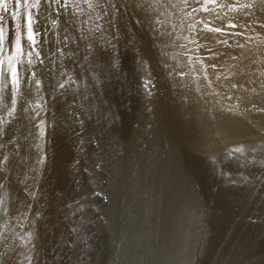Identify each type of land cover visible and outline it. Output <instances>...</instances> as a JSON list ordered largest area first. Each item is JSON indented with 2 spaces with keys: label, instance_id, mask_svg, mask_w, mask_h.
Instances as JSON below:
<instances>
[{
  "label": "rangeland",
  "instance_id": "obj_1",
  "mask_svg": "<svg viewBox=\"0 0 264 264\" xmlns=\"http://www.w3.org/2000/svg\"><path fill=\"white\" fill-rule=\"evenodd\" d=\"M127 2L129 3V7L127 8V14L125 15L126 17H123V19L126 20V21L123 20L124 22H126L124 24V26L125 27L128 26L127 29L131 33V35H132L131 37L133 39L135 38L136 40L134 39V41L135 42L137 41V43L134 44V46H132V44H130L131 37L127 34L128 33L127 30L125 31L126 33L124 32V34H121V32H120V36L115 41V43L117 45L115 55L118 56V58L116 59V67L118 68L117 71L119 72V75H120L119 77L121 79L120 78H118V80L114 79L115 81L113 80V82H112V84H110V86L114 84L115 87L111 86V88H110V86H109L106 90V92H107L106 94H105V91L103 89L100 92V101L103 102V105L110 108L111 112L115 115L114 125H106L107 126L106 127V126H104L105 124H97L95 121L90 123L88 125L87 132L85 133V137L87 138L89 136H94L97 139L92 144L85 143L83 145V152H81L77 148L76 143L74 142V139H69V137L65 134L62 127H59V128L56 127L55 123H53L51 126L48 125L47 120L50 117L54 118V120L56 122L63 124L64 107L61 106V101H59V100L53 102L52 97L57 96V94L53 93L52 96L49 95V90L47 88L48 80L45 79L43 76H41V90L44 93L43 100H40V98L38 96H33L31 98L33 105H35L36 103H40L41 105H43L45 103L48 104L47 112L42 113V115L45 117L46 123L43 126L41 125L42 128L44 129V132L46 133L44 136V140L42 141V144L44 147V151L47 155H46L45 164L42 167L41 175L39 177V182L37 185L36 182H34L32 179V177L35 176L36 173L31 171V166L33 164V157H34V154L36 152V149H30V145L33 143V140H32V137L29 135V131L31 130L32 133H38L40 131L39 128L33 127V124L38 123L40 118L37 117L36 120L32 121L31 123H29V121L27 119H24V120H21L20 122L15 124V128L17 129L16 144H22L25 147L20 150L19 156H17V157L10 156L9 160L11 161V163L9 161L5 162V164L8 166V169H9L7 172V175L9 178L7 180L3 181L5 186L2 190H0V199H3L5 204L9 207L10 213L13 211V205H15V208H18L21 211H24V210H26L27 205L31 204L32 205L31 211L27 213L28 220H31L37 211H39L41 213L42 219H38L37 225L33 228V232L36 234L33 239H34V243H38V252L33 251L32 255L34 258H33L32 264H38L37 258H36L37 256L39 257L41 264H66V263L67 264H69V263L70 264L71 263L76 264L75 262H77V264H90L91 260L92 261L94 260L96 262L95 246L90 244V241L93 238L92 237V234H93L92 229L93 228L90 229V224H91V221H93L92 220L93 212L95 215L97 214V210H96L97 207H96V209H94L93 206L92 207L90 206L88 208V210H89L88 216H90L91 218L87 217L86 220H83V219H81V213L78 211V209H79V203L78 202L82 201L81 196L83 193V186H84V182H85L84 180H86L90 176L92 171L95 169L93 167L94 162H96L97 160L100 159L101 149H99L100 147H98L97 145H101L104 149H106L107 152H105L104 156H105V158L108 162L107 164H109L110 168H112V163L116 162L115 167H119L117 169L120 172H119V174L118 173L116 174V172H115L114 176L116 178H123V180H124V178L126 180V177H125V175L121 176L123 174L122 169L124 168V170H128V168H131L133 170L135 168H140L139 164H141L142 167L148 165V162L151 158V156H150L151 154H147V153H150V151L154 148L156 151L158 150L159 152H162L163 154H165L166 151H168L169 148L172 147L174 149V155H173L174 167L176 166V164H178L177 163L178 158H181L182 160L184 159L181 146L178 147L179 150H181L180 151L181 157H180V154L177 155L176 146H175V143L173 141L175 139L172 138V136H173L172 132L176 130L175 124L171 128L166 127V126H169L168 124L170 122V117H171V114L169 112L171 110L170 108H171V106H174V108H175V104L172 101H170V99H169V95L172 93V89L167 88L169 85L165 81V80H167V78H170V75H168L170 73L168 72V74H167L169 77L166 74H163V76L161 75L162 78L161 77H160L161 79L159 78L160 80H158V84H157V80L154 79L156 77L153 75V72L151 73L152 66L155 65L156 62H157L156 65L160 64V63H159V60L157 61L156 57L153 56L154 54L151 55L153 52L149 53L150 50H148V48L150 49V45H152V47H154V45H153L154 41L152 39V36L149 34L147 35V33H146L147 29L145 28V26H143L144 27L143 28L139 24V22H143L142 19L144 18L145 14H147V16L149 18L152 16H156V19L158 21L162 22V23H155L154 21H152L154 23L151 24L152 25L151 27H152L153 32H154V30H155V32H159L157 34H158V36L160 34L159 37H160V39L162 38V41L169 43L168 47L171 46V47H169L168 52L170 54H172V59L174 60V62L176 64L177 77L179 75H181L178 78V87L180 89V97H179L180 101H181V98L183 97L182 98V100L184 102V104L182 103L183 107L190 106L191 112H192V114H191L192 117H196L197 120H199V121H196L197 123H195L198 131L200 130L199 134L201 135L202 139L203 138H205V140L207 139L206 143L207 142L210 143L209 144L210 148L214 151V153H218L221 149L223 150V151L221 150V152H224L225 150L229 151V149L234 148L233 145L240 143L238 147L241 148L242 151L240 153H237V154H239V155H237L238 158H240L242 156H245V151H246L245 149H247V147L250 148L251 145L252 146L255 145V147H260L261 145H263V146H261V148L264 147V111H257L253 108V104H255L257 108H264V5H261L259 3V0H257L256 8L250 9L248 11H244L240 8L239 4L235 3V0H223V3H233V4H235V7H233V9L231 11L221 10L220 16L218 18L214 17L213 15L209 14L208 12H201L198 16H195L193 18V17H186L183 12H180L179 15H173L172 10L168 7L167 3L164 2V0H162L163 6H156L154 8H150V9H148L147 13L142 11L139 7H133L132 6V0H127ZM176 2H177V0H173V3H176ZM244 2H246V0H241V3H244ZM13 3H14V0H13ZM13 3L9 4L10 10L13 9ZM42 3H43V0H42ZM42 10L43 9L41 8L37 11H42ZM95 10L97 11V9H95ZM95 10H92V9L89 10V8L83 4L81 5L80 8L76 9V11L78 13L79 21L82 22L84 20H88L87 24H80V25H78V27H81L82 29H92L94 26L93 22L96 20L95 19V18H97L96 15L99 12V9L97 12ZM92 11H93V13H92ZM121 11H124V9H121ZM139 12H140V14H139ZM157 13H160V15L157 16ZM0 14L5 15V17H6V21H5L6 30L8 32H10L11 28L13 26V21L11 19V16L8 13H3L2 10H0ZM90 14H91V19H89ZM140 17H143V18H140ZM204 19H207L209 29H214V28L220 27V28H223V33L213 32L211 30H202ZM38 21L46 22L48 27L51 29V31L48 33L49 40H53V39L57 38V35L62 31L63 17H60L59 19H56L55 16L46 17V18L45 17H38ZM197 21H198V23H197ZM100 22H101V24L104 23V21H102V20L99 21V23ZM132 23H135V24H132ZM229 23H234L237 26L235 28L230 27V26L226 27V24H229ZM129 24H131L133 26H131ZM190 25H192V27H190ZM134 26L136 28L132 29V27H134ZM173 29L175 31H173ZM133 30L136 32H133ZM113 31H115V29H113ZM132 32H133V34L134 33L135 34L133 35ZM229 33H243V35L232 36V35H229ZM137 34H138V37H137ZM140 34L142 35L143 38L140 37L141 36ZM123 35H124L125 41L127 39L126 42L129 44L128 46H125L126 42H125V44L122 43L123 39H124ZM148 36H150V41L152 42L151 44H150ZM193 36H195V38H196L195 42H193V39H192ZM249 36L252 37L251 40L246 39ZM40 39H41V42H43V35H41ZM225 39L228 42L227 44L218 43L219 40H225ZM128 40H130V41H128ZM142 40L144 43H142ZM142 44H146V45H144V47H143ZM237 44L244 45V47H238ZM22 45H23V38H22ZM129 46L131 49L129 48ZM123 47L125 49H123ZM48 48L51 49L52 44H49ZM142 48H145V49H142ZM122 49L124 50V53L125 52H127V53L131 52L132 53L131 60H132V63L134 65V66L131 65L132 71H131V69L128 68V66H129L128 61L126 60V57H124V56H126V54L123 53ZM125 50H127V51H125ZM137 50L139 53H137ZM135 52L137 54H135ZM121 53H122V55H121ZM146 53L147 54L149 53L148 54L149 57L147 56ZM138 54H140V55H138ZM140 56H142L145 59V61L147 59L146 63L143 66L144 68L141 67L140 64L138 63ZM152 56H153V58H152ZM122 57H123L124 61L126 60L125 61L126 66L129 70H127V69L125 70L124 67L122 68V66H121L122 65L121 62L123 61ZM134 57H135V60H134ZM136 58H138V60ZM148 58L151 61H148L149 60ZM133 60L135 61V63ZM152 60H154V61H152ZM148 62L150 64L152 62L153 63L150 66V64ZM64 63H65L66 67L71 68V64L67 59L64 60ZM213 65H215V67H213ZM37 66L39 67L38 69H40L41 73H42L44 66H42L38 63L36 65V67ZM50 66L51 65H49V67ZM148 67H150V68H148ZM146 68H147V71H146ZM142 69H145V70H142ZM148 69H150V70H148ZM78 70L79 69H77V71ZM122 70L125 72L122 73L121 72ZM59 71H60V67H59V64H57L56 73H58ZM149 73L152 74L151 80L153 81V83L156 81L154 83V85L156 84L158 86V88L156 85H155L156 88L152 87V85H149V87L151 86L150 87L151 91L153 89V91L155 93H152V95H150V96L148 95V98L151 97L150 98L152 100L151 103L154 104V105H152L150 103L149 108H148V105H145V104H148L147 96L145 94H142L144 92L141 89L143 86H142L140 81L147 78L149 76ZM123 74H125V75H123ZM127 74L130 76H128ZM142 74H143V76H142ZM131 76H132V78H131ZM152 76H153V78H152ZM64 78L65 77H60L57 75V79H64ZM135 78H137V79H135ZM163 78H164L166 85H163L164 84ZM181 78L183 80H181ZM128 79H130V80H128ZM133 80H134V83H133ZM159 83L162 85L161 88H159V85H160ZM126 84L128 87L126 86ZM135 84H136V86H135ZM233 85H235V87H233ZM137 86L138 87L140 86V88H138ZM116 87L119 89L118 91L116 90L117 89ZM6 88H10V84L7 85ZM22 88H23V86H22ZM126 88L127 89L129 88L130 91H129V89L127 90ZM154 88L156 89V91ZM162 88H163V91H162ZM112 89H114L115 91L114 90L110 91ZM140 89H141V91H140ZM158 89H159V91H158ZM166 89H168V90H166ZM113 92H115L116 94H118V93L119 94L116 95ZM131 92L134 94L133 96H132ZM136 92H137V94H136ZM140 92H142V93H140ZM159 92H163L164 97L162 96L163 93H160L162 97H159L160 96ZM5 94H7V92ZM128 94H131V95H128ZM123 95L125 97H122ZM144 95H145V97H144ZM117 96L120 98H118ZM129 97L130 98L132 97L131 99L135 102V104H138V108H137V105H136V107L129 105V104H131ZM229 97H231V99H229ZM125 98L127 100V101L125 100L126 102L124 101ZM128 98H129V100H128ZM140 98H142L141 102L145 103L144 105L142 104V106L140 103H138L141 100ZM159 98H161V99H159ZM119 99L121 100V103L123 100V104H120L122 107V108L120 107L122 109V111L118 105L115 106L117 101H119ZM144 99H145V101H144ZM115 100H116V103H115ZM156 100H157V102H156ZM113 101L115 104L114 106H113V104H111V103H113ZM159 101H160V103H159ZM153 102H155V103H153ZM156 103L158 106H156ZM20 104H21V101L18 98V104H17V110L18 111L20 108ZM150 105H151V107L154 106V109H156V108L157 109L154 110V109L150 108ZM126 108H127V111L129 110V111L134 113L135 117L130 116L129 119H128V116H126V117L129 120V122H130V120L134 119V121H135L134 122V125H135L134 128L135 129L131 128L132 127L131 125L128 126V124H127L128 121L125 122L124 120H122V117H120V115L122 116V114L124 113V110ZM132 108H134V109H132ZM160 109H162V110L160 111ZM37 110H39V109H37ZM147 110H148L149 114L151 113V115L148 114V116H151L150 121L148 118V122H146L149 125L144 122V119L147 118ZM152 110H153V112H151ZM154 111L156 112L157 117L155 116V114H153V113H155ZM119 112H120V115H117ZM141 112H143V113H141ZM144 112H146L145 115H144ZM129 115H131V113ZM168 115H169V117H168ZM117 116H119V117H117ZM153 117H154V119H153ZM116 118H117V120H116ZM159 118H161V119H159ZM135 119H137V120H135ZM161 120H162V122H161ZM120 121H122L123 123ZM156 121H157V123H156ZM163 121H166V122L163 123ZM149 122H151V123H149ZM125 123L127 124V127H126ZM142 123H143V126H142ZM154 123H156V124H154ZM164 124H166V126ZM152 125L154 126V128ZM156 125H157V127H156ZM161 125H162V128H161ZM117 126L120 127L119 128L120 131L117 129L118 128ZM144 126H146L145 132L147 131V133L149 135L147 133H145V134H146V136L148 135L149 137L148 136L145 137L144 135H142L143 133L141 131H143L142 127H144ZM151 126L154 130L153 132L151 131L152 130ZM122 127H124V128H122ZM102 128H103V130H102ZM164 129H167L168 131L164 130ZM169 129H171V130L173 129L172 132ZM116 130H118V131H116ZM131 130L136 133L134 135L135 138L136 137L138 138L137 139V143H138L137 144L138 145L137 146V152L139 151V153L137 154V152H136V154H135L137 159L136 158L134 159L135 156L130 155L128 150L126 152V149H128L127 148L128 140H129L128 137H129V133ZM161 132L164 133V134H162L164 137L169 135L168 138L167 137H166L167 139L163 138V136L160 134ZM115 133H116V135L114 137ZM154 133H156V134L153 135ZM119 134H120V136H119ZM121 135H122V138L124 140L122 138H120ZM117 136L120 138L121 141L117 140V139H119V138H117ZM25 137H28V138L25 139ZM143 138L145 141L146 140L148 141V142L146 141L148 144V147L145 149L143 146V145H145V141H142ZM5 139H7V136L5 137ZM148 139H150V140H148ZM152 139L153 140L156 139L157 141L153 142ZM45 140H46V142H45ZM158 140L159 141L161 140V141L159 142ZM164 140L167 142H165ZM260 141H262V142H260ZM117 142L120 144L119 145L120 148H118V146H116V144L118 145ZM217 142H218V144H217ZM224 142H226V143H224ZM233 142H236V143H233ZM70 143L72 146L70 145ZM123 143H125V144L123 145ZM166 143H168V144H166ZM242 143H244V144L242 145ZM225 144H227V146ZM152 145L154 148H152ZM166 145L167 146L169 145L170 147L169 146L167 147ZM149 146H150V148H149ZM162 146H166V148L168 150ZM220 146L223 148L225 147L224 148L225 150L223 148H221ZM125 147H126V149H125ZM235 147H237V145ZM115 148L116 149L118 148L116 151V154H117V152L120 153L117 155L119 157H117L115 155ZM163 148H164V150H163ZM15 150H16L15 144L6 145V147L4 149V151H6V152H14ZM143 150H145V151H143ZM146 150H147V152H146ZM134 151H135V149H134ZM74 152H76L75 155H74ZM246 152H248V151H246ZM242 154H244V155H242ZM114 155L116 157L114 158V162H112V158ZM137 155H139V156H137ZM148 156L150 158H147ZM72 158L74 160L80 161L79 167H78V165H75L74 160H73L74 162L71 160ZM122 158H123V160H122ZM144 158H146L147 160L146 159L144 160ZM133 159H134V161H133ZM123 161H124V163H123ZM125 162L126 163L128 162V163L126 164ZM145 162H147V163H145ZM178 162H179V160H178ZM180 162H179V164L182 165ZM129 163H131V164H129ZM142 164H144V166ZM120 165L121 166L125 165V166L122 168ZM127 165H129V166H127ZM69 167L71 168L72 171L69 169ZM85 168H87V171H85ZM186 168H187V166H186ZM66 169H67V171H66ZM236 169L238 170V165H237V167L234 168V170H236ZM243 170H244V168H243ZM68 171H69V173H67ZM71 172L75 173V174L72 173V175H73L72 179L70 177ZM76 172H78L77 177H76ZM257 172L252 171V172H249V174L257 173ZM190 173L195 179V180L193 179V182H194V185L196 188V189H194V192H196V191L200 192L201 189H200L199 182L197 181V179L193 175L192 171H190ZM241 173L246 175V173H248V172L243 171ZM241 173L237 174L236 179L240 178ZM187 174H188V176H190L189 173H187ZM74 176H75V178H74ZM117 176H119V177H117ZM2 178L3 177L0 176V179H2ZM190 178H191V176H190ZM215 179H217L216 174L215 175L214 174L213 175L203 174L201 181L203 182L206 180L208 182V184L211 185V184L217 183V181ZM250 179H251V175H250ZM66 180H67V183H66ZM71 180L73 181L72 182L73 185L71 183ZM80 180H81V182H80ZM75 181H76V183H77V181L80 183V184L77 183L78 189H77V184L75 183ZM124 181H123V183H124ZM109 182H110V172L108 173L106 183L104 185H102V189H103L102 198H101V195L98 196L94 202L95 204L98 205L100 202V199H101V202L99 205L100 206L105 205L106 200L108 199V197H110L109 196V189H110ZM119 183L123 184L121 182H119ZM29 186H32L31 190L36 192V198L35 199H33V197L29 195ZM73 186H74L75 190L77 189V195L75 194V200H74V201H76L75 205H77L76 206L77 209H75L77 212V216L76 217L74 216V220H76L75 225H77V224L81 225V230H80V234L78 235L79 237L77 235L73 234V235H71V240L76 239V238H77V240H79L82 237L83 239H85L87 241L88 244L84 245L83 247H80L79 249L81 251L78 249L79 257L76 259L78 261L71 259V254L73 252L77 251V249H75V248H77L76 245H73L72 248H70V249L67 248L66 251L64 252L66 255L70 256L68 261L66 260V261L61 262L58 256L56 257L55 260H53V258H52L53 254H51V255L49 253L47 254L46 250L50 251L51 247L56 246L57 247L56 251H58V247H59L60 242H61L60 237L62 236V233L65 232L66 222H67L68 217L70 216L68 211H67L68 210V197L71 198L70 192H71V189ZM202 194H203V192H202ZM195 197L197 199L198 195L195 194ZM241 198H243V196H241ZM241 198H240V200H242ZM112 204H113V202H112ZM103 217L104 218L106 217V213L101 214L102 219H103ZM5 219H7V217ZM95 219L98 220V217L94 218V220ZM138 220H139V218L134 220L136 227L137 226L139 227L142 224V220L140 219L139 220L140 222ZM84 227H87V228H85L86 232H84L85 231ZM88 228H89V230H88ZM0 231L4 232L6 237H7L6 239H0V253L6 252V253H8V256L10 257V261L6 260V261H4V264H28V261L25 260V255L28 254L29 249L22 246L27 242V240H26V238L24 240L20 239V235L22 233L27 232V227L26 226L21 227L20 225H18L16 219L9 220L7 225L3 226V221L0 220ZM54 240H56V242L53 243ZM97 242H98V240H97ZM113 248H114V245H113L112 249ZM69 252H71V253H69ZM80 253H82V254H80ZM82 257H83V259H82ZM80 258H81V260H80ZM70 259L73 261H71Z\"/></svg>",
  "mask_w": 264,
  "mask_h": 264
},
{
  "label": "snow or ice",
  "instance_id": "obj_2",
  "mask_svg": "<svg viewBox=\"0 0 264 264\" xmlns=\"http://www.w3.org/2000/svg\"><path fill=\"white\" fill-rule=\"evenodd\" d=\"M164 2L172 10L173 15H179L180 12H183L186 17L193 18L201 12H208L218 18L221 10L231 11L235 7V4L223 3V0H177L176 3H173V0H164ZM10 3H13V0H0V10L3 13H8L13 21L11 31L8 32L5 24L6 17L0 14V176L3 177L0 179V190L5 186L3 181L9 178L7 175L9 169L5 162L11 163L10 156H19L20 150L25 147L22 144H16L17 129L15 124L24 119L31 123L37 117L40 119L38 123L33 124V127L39 128L40 131L32 133L30 130L29 135L33 140L30 149H36L31 166V171L35 172L36 175L32 179L38 185L47 155L41 143L46 134L41 125L46 123L42 113L47 112L48 104L36 103L33 105L31 98L38 96L40 100H43L41 76L48 80L49 95L57 94V96L52 97L53 102L59 100L61 106L64 107L63 124L50 117L47 120L48 125L51 126L55 123L56 127H62L69 139H74L81 152H83L85 143L92 144L97 139L94 136L85 137L90 123L95 121L97 124L114 125L115 115L110 108L104 106L103 102L100 101V92L103 89L106 94V90L112 81L119 77V72L116 70L118 56L115 55L117 47L115 41L122 31L119 21L127 14L129 7L127 0H43V3L42 0H14L13 9L10 10ZM235 3L239 4L244 11L254 9L257 6V0H246L244 3H241V0H235ZM259 3L264 5V0H259ZM82 4L89 9H99L92 29L78 27L80 24L88 23V20L81 22L78 19L76 9L80 8ZM132 6L139 7L147 13L148 9L163 6V4L162 0H132ZM41 8L42 11H37ZM158 15L160 13H157ZM38 16L45 18L55 16L56 19L63 17V28L57 38L49 40L48 33L51 29L46 22L38 21ZM89 19H91V14ZM101 20L104 21L103 24L99 23ZM150 20L155 23H162L156 19V16L150 17ZM228 26L235 28L237 25L229 23L226 24V27ZM202 30L223 33V28L220 27L209 29L207 19L203 20ZM173 31L175 30L173 29ZM41 35H43V42L40 39ZM229 35H243V33H229ZM192 39L195 42V36ZM246 39L251 40L252 37L249 36ZM218 43L227 44L228 42L225 39L219 40ZM49 44H52L51 49L48 48ZM237 46L244 47L241 44H237ZM65 59L70 62L71 68L65 66ZM37 63L44 66L42 73L40 69L36 68ZM138 63L143 67L146 61L140 56ZM57 64L60 67L58 73H56ZM49 65L51 66L49 67ZM57 75L65 78L57 79ZM141 83L146 94L152 95L149 85L152 87L155 85L151 76L149 75ZM9 84L10 88H6ZM112 86L115 87L114 84ZM6 92L7 94H5ZM18 98L21 101L19 111L17 110ZM253 108L257 111H264V108H257L255 104H253ZM6 136L7 139H5ZM27 138L25 137V139ZM12 144H15L16 150L14 152L4 151L6 145ZM97 146L101 149L100 159L94 162L93 167L101 169L105 149L101 145ZM241 151V148L234 147L229 150L227 155L234 158L235 154ZM252 159L260 168H264V155H254ZM79 164V160L75 161V165ZM240 166L247 168L248 164L245 162ZM253 168L259 170L256 165H253ZM217 174L225 178L230 185L242 189L239 195L245 198L251 196L254 191L257 192L256 198L264 195V179L259 175L255 176L253 180L250 179L251 174L244 175L241 173L239 179L229 178L230 174L223 171H217ZM249 185L251 187H248ZM31 188L32 186H29V195L35 199L36 192L32 191ZM94 194L100 195V193ZM78 203L81 219L86 220L87 216L83 214L85 205L82 202ZM31 207L32 205L28 204L26 210L21 211L13 205V211L10 213L9 207L3 199H0V220L3 221V226H6L9 220L16 219L18 225L27 227V232L22 233L20 239L26 238L27 240L22 246L29 249L28 254L25 255L28 264L33 262V251L38 252V243H34L33 239L36 235L33 228L37 225L38 219H42L41 213L37 211L33 218L28 220L27 213L31 211ZM72 215H77V212L74 211ZM6 217L7 219H5ZM250 220L255 222L251 217ZM80 230L81 225L77 224L72 227L71 233L78 236ZM6 238L5 233L0 231V239ZM86 244L87 241L82 237L79 240L65 241L67 248H72L73 245L77 247V251L71 254V259H77L79 257L78 249ZM57 256L61 262L70 258L62 249L53 252V260ZM36 258L38 264H41L39 257ZM6 260L10 261L8 253H0V264H4Z\"/></svg>",
  "mask_w": 264,
  "mask_h": 264
},
{
  "label": "bare ground",
  "instance_id": "obj_3",
  "mask_svg": "<svg viewBox=\"0 0 264 264\" xmlns=\"http://www.w3.org/2000/svg\"><path fill=\"white\" fill-rule=\"evenodd\" d=\"M90 10V9H89ZM93 10V9H92ZM96 11V10H95ZM98 11V9H97ZM96 11V12H97ZM93 13V11H92ZM95 13V12H94ZM140 14V12H139ZM180 14V13H179ZM149 15V14H148ZM97 16V15H96ZM40 17V16H38ZM37 17V18H38ZM126 17V16H124ZM140 18H143V17H140ZM96 19V18H95ZM123 20L125 19H122L119 21V24L122 28V31H121V34H124V32L127 30L128 31V35L131 37V33L129 32V30L127 29V27L124 26V24L126 22H124ZM126 21V20H125ZM143 22H139V24L143 27L145 26V28L147 29L146 30V33L147 35H151L152 36V39L154 41L153 45L154 47H152V45H150V49L148 48L149 53L150 52H153L151 55H153L154 57H156L157 61L159 60V63L160 64H157L155 63V65L152 66V69H151V73L153 72V75L156 77L154 79L157 80V84H158V80H160L163 76V74H168V72L170 74V78H167L166 83H168V87L167 88H171L172 89V93L169 95V99L170 101H172L174 104H175V108L174 106H171V110L169 111L170 114H171V117H170V122H169V126H166V124H164L166 127H172L174 124H175V128L176 130L172 132L171 129V132L173 133V136L172 138L175 139L173 140L174 143H175V146H176V151H177V155L180 154V157H181V153L179 150V146H181L182 148V154H183V157L184 159L182 160L181 158H178L179 162L182 164L180 165L178 160H177V163L176 166L174 167V163H173V155H174V149L171 147L169 148V150L166 148V146H162V147H165V149H167L168 151H166L165 154H163L162 152H160V155H158L160 158L159 160H163V161H167V162H170L172 163V165L170 164V168H172V172L173 175L175 176V178H173V180H167L168 183L172 184L173 185V188H174V191L176 193H178L177 195L179 196V200L180 202L178 203V207H177V213H176V216L175 218L173 219L176 227L179 229L180 231V237H179V240H178V244H174L175 246L172 247V255L171 257H168V259L170 258V262L169 264H264V195H261L259 196L258 198L257 197V192L254 191L252 193L251 196H248L247 198L243 197L241 198V195H239V193L242 191V189H239L237 187H234L232 185H230L227 180L225 178H223L221 175H218L217 174V171H223L225 173H229L230 176L229 178H234L236 179L237 178V174L238 173H241L243 171H247L248 173H246V175L249 174V172H252V171H258V170H254L253 168V165H256V168L259 169V171L257 173H251V179L254 180L255 176L259 175L262 179H264V168H260V166L258 164H256V161H254L252 159V156H259V155H264V147L261 148V145L260 147H255L251 145L250 148L247 147V149H245V156H242L240 158H238L237 155L239 154H236L235 157H229L227 155V153L229 151H226L223 147L225 151L224 152H221V150L218 152V153H214V151L210 148V143H206V140L205 138L202 139L201 135L199 134V131L196 127V124L197 123L196 121H199L197 120L196 117H192V112H191V108L190 106H185L183 107V100L181 98V101H180V89L178 87V77H177V74H176V70H177V67H176V64L174 62V60L172 59V54H170L168 52L169 50V43L168 42H165V41H162V38L160 39V34L158 36L157 33L159 32H153L152 30V22L150 20V18L147 16V14H145L144 18L142 19ZM130 22V21H129ZM101 23V22H100ZM132 24H135V23H132ZM128 25V24H127ZM131 25V24H129ZM133 26V25H131ZM130 28V27H129ZM133 28H136L135 26L132 27ZM144 28V27H143ZM131 29V30H132ZM138 29V28H137ZM136 30V29H135ZM144 30V29H143ZM142 31V30H141ZM145 31V30H144ZM133 32H136L133 30ZM132 32V34H133ZM126 33V32H125ZM143 33V32H142ZM145 33V32H144ZM135 34V33H134ZM133 34V35H134ZM141 35V34H140ZM120 36V35H119ZM118 36V37H119ZM144 36V35H143ZM122 37V36H121ZM137 37H138V34H137ZM142 37V35L140 36ZM149 37V41H150V36ZM123 38H124V35H123ZM143 38V37H142ZM135 39V38H134ZM134 39L131 37V42L130 44H132L133 46V42L134 44L137 43V41L135 42ZM145 39V38H144ZM143 39V40H144ZM136 40V39H135ZM138 40V39H137ZM142 40V43H144ZM146 40V39H145ZM148 40V39H147ZM127 41V39H126ZM125 38L123 39V44H125ZM130 41V40H128ZM140 41V40H139ZM148 41V42H149ZM141 42V41H140ZM147 42V41H146ZM121 43V44H122ZM152 42L150 41V44ZM129 44L126 42V45L125 46H128ZM140 45V44H139ZM143 47L144 45L146 44H142ZM141 45V46H142ZM124 46V45H123ZM137 46V45H136ZM135 46V47H136ZM148 47V46H147ZM122 48V47H121ZM120 48V49H121ZM128 48V47H127ZM130 48V46H129ZM137 48V47H136ZM123 49H125L123 47ZM122 49L123 53H124V50ZM131 49V48H130ZM142 49H145V48H142ZM136 50V49H135ZM121 51V52H122ZM127 51V50H125ZM130 51V50H129ZM132 51V50H131ZM143 51V50H142ZM146 51V50H145ZM133 52V51H132ZM141 52V51H140ZM148 52V51H147ZM137 53L138 50H137ZM135 52V54H137ZM143 53V52H142ZM141 53V54H142ZM148 53V54H149ZM124 54H126V60L128 61V68L131 69V65H133L132 63V60H131V57H132V53H127L125 52ZM147 54V53H146ZM147 54V56H148ZM122 55V53H121ZM140 55V54H138ZM137 55V56H138ZM146 56V55H145ZM146 56V57H147ZM152 56V58H153ZM170 56V57H169ZM149 57V56H148ZM151 58V59H152ZM138 60V58H136ZM149 59V58H148ZM122 60H123V57H122ZM121 60V61H122ZM125 60V61H126ZM134 60H135V57H134ZM133 60V61H134ZM145 60V59H144ZM120 61V62H121ZM124 60L121 62L122 63V68L124 67L125 70H129L126 66V62ZM147 61V59H146ZM148 61H151L150 59ZM154 61V60H152ZM135 63V61H134ZM149 63V62H148ZM147 63V64H148ZM153 63V62H152ZM151 63V64H152ZM150 64V63H149ZM150 64V66H151ZM119 65V66H120ZM120 66V67H121ZM147 66V65H146ZM149 66V65H148ZM138 67V66H137ZM36 68H39L38 66ZM121 68V69H122ZM135 68V67H134ZM139 68V67H138ZM144 68V67H143ZM150 68V67H148ZM118 68L116 67V70ZM137 69V68H136ZM140 69V68H139ZM124 70V69H123ZM121 71L122 73L125 72V71ZM142 70H145V69H142ZM150 70V69H148ZM79 71V70H78ZM132 71V69H131ZM146 71H147V68H146ZM120 72V73H121ZM145 72V71H144ZM140 73V72H139ZM143 73V72H142ZM145 74V73H144ZM125 75V74H123ZM128 75V74H127ZM138 75V74H137ZM148 75V74H147ZM149 75L151 76L152 74L149 73ZM162 75V76H161ZM167 75V76H168ZM120 76V75H119ZM130 76V75H128ZM143 76V74H142ZM126 77V76H125ZM138 77V76H137ZM147 77V76H146ZM161 77V78H160ZM169 77V76H168ZM120 78V77H118ZM117 78V80H118ZM132 78V76H131ZM153 78V76H152ZM160 78V79H159ZM121 79V78H120ZM123 79V78H122ZM125 79V78H124ZM137 79V78H135ZM153 79V80H154ZM194 79V78H193ZM116 80V81H117ZM130 80V79H128ZM132 80V79H131ZM141 80V79H140ZM181 80H183L181 78ZM115 81V80H114ZM137 81V80H136ZM163 81H164V78H163ZM165 81H164V84L163 85H166L165 84ZM113 82V81H112ZM127 82V81H126ZM141 82V81H140ZM153 82V81H152ZM156 82V81H155ZM154 82V83H155ZM115 83V82H114ZM133 83H134V80H133ZM138 83V82H137ZM112 84V83H111ZM142 84V83H141ZM160 84V83H159ZM138 85V84H137ZM140 85V84H139ZM156 85V84H155ZM110 86V85H109ZM112 86V85H111ZM110 86V88H111ZM127 86V84H126ZM136 86V84H135ZM157 86V85H156ZM161 84L159 85V88H161ZM128 87V86H127ZM138 87V86H137ZM151 87V86H150ZM155 87V86H154ZM117 88V87H116ZM115 88V89H116ZM140 88V86L138 87ZM156 88V87H155ZM154 88V89H155ZM158 88V86H157ZM125 89V88H124ZM127 89V88H126ZM129 89V88H128ZM127 89V90H128ZM137 89V88H136ZM143 90L144 93L142 94H145L147 96V100H148V104H145L142 101V98H140L141 100L138 102L141 104L144 105H148V108H149V104L151 103V97L148 98V95L146 94V91L144 90V88L142 87L141 88ZM140 89V91H141ZM114 89L110 90V91H113ZM117 91L119 90L118 88L116 89ZM133 90V89H132ZM165 90V89H164ZM168 90V89H166ZM170 90V89H169ZM115 91V90H114ZM130 91V89H129ZM156 91V89H155ZM159 91V89H158ZM161 91V90H160ZM162 91H163V88H162ZM184 91V90H183ZM127 92V91H126ZM152 93H155L152 89L151 91ZM165 92V91H164ZM171 92V91H170ZM107 93V92H106ZM111 93V92H110ZM115 93V92H113ZM125 93V92H124ZM132 93V92H131ZM160 93H163V92H159ZM116 94V93H115ZM119 94V93H118ZM116 94V95H118ZM137 94V92H136ZM158 94V93H157ZM113 95V94H112ZM128 95H131V94H128ZM134 94L132 93V96ZM139 95V94H138ZM141 95V94H140ZM144 95V97H145ZM155 95V94H154ZM182 95V94H181ZM186 95V94H185ZM115 96V95H114ZM159 96V95H158ZM157 96V97H158ZM164 97V93L162 95ZM161 94L159 97H162ZM166 96V95H165ZM118 97V96H117ZM116 97V98H117ZM122 97H125L124 95ZM121 97V98H122ZM127 97V96H126ZM143 97V96H142ZM156 97V96H155ZM120 98V97H118ZM130 98V97H129ZM128 98V100H129ZM132 98V97H131ZM130 98V103L129 104L130 106H135L137 105V108H138V104H135V102ZM106 99V98H105ZM134 99V98H133ZM146 99V98H145ZM144 99V101H145ZM161 99V98H159ZM196 99V98H195ZM108 100V99H107ZM126 100V98L124 99V101ZM165 100V99H164ZM163 100V101H164ZM127 101V100H126ZM125 101V102H126ZM129 102V101H128ZM127 102V103H128ZM157 102V100H156ZM165 102V101H164ZM167 102V101H166ZM115 103H116V100H115ZM119 103V104H118ZM155 103V102H153ZM160 103V101H159ZM158 103V104H159ZM183 103V104H182ZM113 106L115 105L114 104V101L113 103ZM120 104H123V100H122V103H121V100L119 99V101H117L116 105L115 106H119V108L121 107ZM152 104V103H151ZM166 104V103H165ZM171 104V103H170ZM154 105V104H152ZM163 105V104H162ZM105 106V105H104ZM140 106V107H141ZM156 106L157 103H156ZM155 106V107H156ZM165 106V105H164ZM169 106V107H170ZM139 107V108H140ZM166 107V106H165ZM164 107V108H165ZM122 108V107H121ZM120 108V109H121ZM146 108V107H145ZM150 108L154 109V106L151 107L150 105ZM134 109V108H132ZM157 109V108H156ZM154 109V110H156ZM185 109V110H184ZM124 110V109H123ZM139 110V109H138ZM162 109H160L161 111ZM114 111V110H113ZM122 111V109H121ZM142 111V110H141ZM168 111V110H167ZM153 112V110L151 111ZM155 112V111H154ZM158 112V111H157ZM120 113V112H119ZM117 114V115H120V114ZM143 113V112H141ZM146 112H144V115H145ZM148 110H147V118L144 119V122H148V118H149V121H150V117L151 116H148ZM155 114L156 116V112L153 113ZM136 115V114H135ZM151 115V113L149 114ZM162 115V114H161ZM167 115V114H166ZM153 116V115H152ZM119 117V116H117ZM120 117H122L120 115ZM157 117V116H156ZM159 117V116H158ZM166 117V116H165ZM169 117V115H168ZM163 118V117H162ZM121 119V118H120ZM152 119V118H151ZM154 119V117H153ZM152 119V120H153ZM156 119V118H155ZM161 119V118H159ZM165 119V118H164ZM117 120V118H116ZM123 120V119H122ZM137 120V119H135ZM202 120V119H201ZM155 121V120H154ZM167 121V120H166ZM166 121H163L166 122ZM119 122V121H118ZM122 122V121H120ZM126 122V121H125ZM153 122V121H152ZM162 122V120H161ZM168 122V121H167ZM123 123V122H122ZM151 123V122H149ZM157 123V121H156ZM154 123V124H156ZM118 124V123H117ZM126 124V123H125ZM124 124V125H125ZM148 124V123H146ZM116 125V124H115ZM123 125V124H122ZM131 125V124H130ZM149 125V124H148ZM147 125V126H148ZM151 125V124H150ZM159 125V124H158ZM200 125V124H199ZM43 126V125H42ZM41 126V128H42ZM100 126V125H99ZM106 126V125H104ZM121 126V125H120ZM142 126H143V123H142ZM153 126V125H152ZM151 126V128H152ZM103 127V126H102ZM107 127V126H106ZM118 127V126H117ZM126 127H127V124H126ZM145 127H142L143 131H141L145 137H147L149 134L147 133V131L145 132ZM157 127V125H156ZM164 127V126H163ZM201 127V126H200ZM199 127V128H200ZM104 128V127H103ZM102 128V130H103ZM120 127H118L117 129L120 131L119 129ZM124 128V127H122ZM148 128V127H147ZM154 128V126H153ZM152 128V132L154 131ZM161 128H162V125H161ZM160 128V129H161ZM167 128V129H168ZM113 129V128H112ZM115 129V128H114ZM135 129V128H134ZM150 129V128H149ZM148 129V130H149ZM167 129H164V130H167ZM116 130V131H118ZM163 130V129H162ZM105 131V130H104ZM108 131V130H107ZM124 131V130H123ZM122 131V132H123ZM168 131V130H167ZM121 132V133H122ZM149 132V131H148ZM202 132V131H201ZM103 133V132H102ZM128 133V132H127ZM147 133L148 135L146 136ZM150 133V132H149ZM167 133V132H166ZM165 133V134H166ZM171 133V134H172ZM118 134V133H117ZM125 134V133H124ZM136 133L134 131H130L129 133V140H128V145H127V148L125 147L126 149V152L128 150V152L130 153V155H133L135 156L136 152H137V137L135 138V135ZM151 134V133H150ZM156 133H154L153 135H155ZM161 135L164 134L163 132L160 133ZM89 135V134H88ZM116 133L114 134V137H115ZM123 135V134H122ZM122 135L120 138H122ZM128 135V134H127ZM138 135V134H137ZM152 135V134H151ZM159 135V134H158ZM160 135V136H161ZM102 136V135H101ZM120 136V134H119ZM163 136V135H162ZM169 136V135H168ZM168 136H166L168 138ZM175 136V137H174ZM139 137V136H138ZM149 137V136H148ZM159 137V136H158ZM163 136V138H166ZM106 138V137H105ZM117 138H119L117 136ZM117 139V140H120ZM152 138V137H151ZM150 138V139H151ZM161 138V137H160ZM166 138V139H167ZM171 138V137H170ZM208 138V137H207ZM114 139V138H113ZM123 139V138H122ZM148 139V140H150ZM260 139V138H259ZM116 140V139H115ZM124 140V139H123ZM153 140V139H152ZM151 140V141H152ZM172 140V139H171ZM121 141V140H120ZM119 141V142H120ZM142 141H145L144 138L142 139ZM141 141V142H142ZM147 141V140H146ZM145 141V145L144 146V149L148 147V144L147 142ZM156 142L157 140H153V142ZM159 141V140H158ZM161 141V140H160ZM159 141V142H160ZM165 141V140H164ZM46 142V140H45ZM107 142V141H106ZM125 142V141H124ZM152 142V143H153ZM167 142V141H165ZM169 142V141H168ZM262 142V141H260ZM42 143V141H41ZM118 143V142H117ZM126 143V142H125ZM123 143V145L125 144ZM151 143V144H152ZM213 143V142H212ZM226 143V142H224ZM233 143H236V142H233ZM253 143V142H252ZM141 144V143H140ZM139 144V145H140ZM150 144V145H151ZM168 144V143H166ZM171 144V143H170ZM218 144V142H217ZM229 144V143H228ZM240 143H237V147L239 146ZM244 143H242L243 145ZM71 145V143H70ZM120 145V144H119ZM122 145V146H123ZM161 145V144H160ZM165 145V144H164ZM172 145V144H171ZM227 146V144H225ZM232 145V144H231ZM236 145H233V147H235ZM72 146V145H71ZM116 146H118L116 144ZM141 146V145H140ZM159 146V145H158ZM169 146V145H168ZM167 146V147H168ZM208 146V147H207ZM246 146V145H245ZM160 147V146H159ZM170 147V146H169ZM120 148V147H118ZM117 148V149H118ZM122 148V147H121ZM139 148V147H138ZM141 148V147H140ZM150 148V146H149ZM152 148L153 145H152ZM219 148V147H218ZM231 148V147H230ZM72 149V148H71ZM77 149V148H76ZM92 149V148H91ZM100 149V148H99ZM115 148V150H117ZM135 149V151H134ZM159 149V148H158ZM73 150V149H72ZM124 150V149H123ZM148 150V149H147ZM146 150V152H147ZM160 150V149H159ZM164 150V148H163ZM218 150V149H217ZM230 150V149H229ZM145 151V150H143ZM155 148L152 149L150 151V153H147V154H151V158L148 156L147 158H150L149 162L152 161V157L155 159L156 158V154H155ZM158 151V150H157ZM156 151V152H157ZM161 151V150H160ZM223 151V150H222ZM99 152V151H98ZM125 152V151H124ZM123 152V153H124ZM149 152V151H148ZM159 152V151H158ZM164 152V151H163ZM76 152H74V155H75ZM89 153V152H88ZM94 153V152H93ZM139 153V151L137 152V154ZM244 153V152H243ZM120 154L117 152V154H115L116 156ZM122 155V154H121ZM244 155V154H242ZM115 156V157H116ZM139 156V155H137ZM145 156V155H144ZM147 156V155H146ZM119 157V156H117ZM126 157V156H125ZM75 158V157H74ZM96 158V157H95ZM136 158V156L134 157V159ZM140 158V157H139ZM117 159V158H116ZM120 159V158H119ZM118 159V160H119ZM133 159V161H134ZM137 159V158H136ZM146 158H144L145 160ZM72 161L74 160L73 158L71 159ZM94 160V159H93ZM123 160V158H122ZM127 160V159H126ZM125 160V161H126ZM147 160V159H146ZM137 161V160H136ZM74 162V161H73ZM120 162V161H119ZM149 162H148V165H149ZM245 162H247L248 164V167L247 168H244V167H241L240 165L244 164ZM124 163V161H123ZM126 163V162H125ZM128 163V162H127ZM126 163V164H127ZM139 163V162H138ZM147 163V162H145ZM131 164V163H129ZM144 166V164H142ZM148 165L144 166V168H147ZM238 165V170H234L235 167H237ZM121 166V165H120ZM125 166V165H124ZM124 166H121L122 168ZM129 166V165H127ZM138 166V165H137ZM139 166L141 167V164H139ZM187 166V168H186ZM79 167V165H78ZM116 168H119V167H116ZM244 168V170H243ZM69 169L71 170V168L69 167ZM118 170V169H117ZM124 168L122 169V172H123ZM67 171V169H66ZM72 171V170H71ZM190 171H192L193 175L195 176V178L197 179V181L199 182L200 184V189L201 191L200 192H194V189L195 188V185H194V182H193V179L194 177L191 175ZM93 172V171H92ZM120 171L116 172V174L118 173L119 174ZM121 172V173H122ZM69 173V171L67 172ZM72 173L75 174L74 172H71V179H72ZM190 174V176H188V174ZM203 174H211V175H215L217 176V179H215L217 181L216 184H208V182L205 180V181H201L202 177H203ZM121 175V174H120ZM124 173L121 175L123 176ZM235 175V176H234ZM67 176V175H66ZM78 176V172H76V177ZM115 177V176H114ZM119 177V176H117ZM126 177V176H125ZM209 177V176H208ZM75 178V176H74ZM116 178V177H115ZM211 178V177H210ZM76 180V179H75ZM125 180V178H124ZM123 180V181H124ZM195 180V179H194ZM85 181V180H84ZM73 181L71 180V183ZM81 182V180H80ZM66 183H67V180H66ZM76 183V181H75ZM196 183V182H195ZM215 183V182H214ZM77 184V183H76ZM78 184H80L78 182ZM78 184H77V189H78ZM73 185V183H72ZM34 186V185H33ZM80 186V185H79ZM248 187H251V185H249ZM77 189L75 190L74 186L72 187L71 189V198L68 197V213H69V217L67 219V222H66V226H65V232L62 233V236L60 237V245L58 247V250H63V252L66 251L67 247L65 246V241H70L71 240V235H73L71 233V229L72 227L75 225L76 223V220H74V216L76 217L77 215H72V213L74 211H76L75 209H77V205H75V194L77 195ZM80 192V191H79ZM203 192V194H202ZM195 194L198 195L197 199L195 197ZM210 195V196H209ZM110 196V195H109ZM240 198L242 200H240ZM66 211V212H67ZM87 217H89L87 215ZM250 217L253 218L255 220V222H253L252 220H250ZM90 218V217H89ZM256 218H259V219H256ZM84 220V219H83ZM89 220V219H88ZM140 220V219H139ZM138 220V221H139ZM82 222V221H81ZM86 222V221H85ZM84 222V223H85ZM140 222V221H139ZM88 223V222H87ZM86 225V224H85ZM135 225V221L133 220V226ZM136 226V225H135ZM138 227V226H137ZM85 228L87 227H84V230ZM89 230V228H88ZM86 232V230L84 231ZM89 233V232H88ZM87 233V234H88ZM84 234V233H83ZM74 237V236H73ZM79 237V236H78ZM75 238V237H74ZM73 239V238H72ZM77 239V238H76ZM56 242V240L53 241V243ZM88 244V243H87ZM87 248V247H86ZM70 249V248H69ZM77 249V248H75ZM114 249V248H113ZM57 250V247L54 246V247H51L50 248V251L46 250L47 254L49 253L50 255L53 254L54 251ZM73 250V249H72ZM80 250V249H79ZM87 250V249H86ZM81 251V250H80ZM67 253V252H66ZM71 253V252H69ZM83 253V252H82ZM80 253V254H82ZM111 256H112V253H111ZM70 257V256H69ZM136 259V257H134ZM83 259V257H82ZM134 259V260H135ZM71 260V259H70ZM76 260V259H74ZM81 260V258H80ZM68 261V260H67ZM73 261V260H71ZM70 261V262H71ZM78 261V260H76ZM168 261V260H167ZM69 263V262H68ZM77 264V262H75ZM67 264V263H66ZM70 264V263H69ZM72 264V263H71ZM108 264H112V262H108Z\"/></svg>",
  "mask_w": 264,
  "mask_h": 264
},
{
  "label": "water",
  "instance_id": "obj_4",
  "mask_svg": "<svg viewBox=\"0 0 264 264\" xmlns=\"http://www.w3.org/2000/svg\"><path fill=\"white\" fill-rule=\"evenodd\" d=\"M126 116L128 119L135 117L134 113L126 108L122 114V119L134 128V119L129 122ZM155 154L156 159L152 157L147 168L141 166L124 170V183L123 178L114 177V173L118 172L115 155L112 168L104 156L102 168H95L85 180L81 196V202L85 205L83 214L88 215L90 206L94 209L97 207V214L93 212L90 224V229L93 228L90 244L95 246L96 262L91 260L90 264H108L110 261L112 264H169L172 247L178 244L180 237V231L173 221L180 200L173 185L167 182L175 178L170 168L172 163L160 161V152L155 151ZM109 172L110 197L105 205L100 206L101 199L98 205L94 202L98 196L102 198V185L106 183ZM102 213H106L103 219ZM93 217H98V220ZM137 218L142 220L139 227L133 226V220Z\"/></svg>",
  "mask_w": 264,
  "mask_h": 264
}]
</instances>
